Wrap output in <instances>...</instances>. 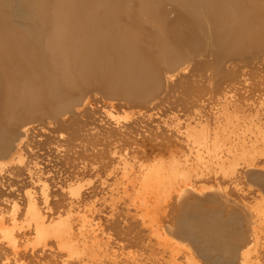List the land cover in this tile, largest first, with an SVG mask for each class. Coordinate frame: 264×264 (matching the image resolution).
Masks as SVG:
<instances>
[{
	"label": "rangeland",
	"instance_id": "374dc122",
	"mask_svg": "<svg viewBox=\"0 0 264 264\" xmlns=\"http://www.w3.org/2000/svg\"><path fill=\"white\" fill-rule=\"evenodd\" d=\"M160 1L137 16L130 0L119 18L143 39L152 64L150 82L132 84L133 94L98 74L56 113L19 116L0 98L2 138L20 141L21 154L0 152V264H264V0L249 26L232 31L245 38L238 45L216 44L207 32L194 37L188 24L198 17ZM177 46L175 65L156 61ZM228 48L240 50L220 54ZM157 160H177L180 172L165 173L167 187L146 208L141 182ZM30 195L46 225L70 216L86 250L70 253L37 232ZM219 227L220 246L207 242Z\"/></svg>",
	"mask_w": 264,
	"mask_h": 264
},
{
	"label": "bare ground",
	"instance_id": "6f19581e",
	"mask_svg": "<svg viewBox=\"0 0 264 264\" xmlns=\"http://www.w3.org/2000/svg\"><path fill=\"white\" fill-rule=\"evenodd\" d=\"M134 1L137 2V16L149 13L152 6L161 3L160 0ZM171 1L179 8L185 9L187 14L198 17L195 22L188 24L189 32L191 30L194 37L207 32L208 36L214 37L216 44L225 42L238 45L245 41V38H240L239 34L232 31L235 28L238 30L239 27L243 29L245 25L249 26L255 18L254 9L259 6L260 0ZM129 2L130 0H0V98L6 101L7 106L10 104L13 112L19 116L56 113L72 104L74 98L71 92L78 84L82 85L90 80L89 76L110 74L116 85L115 91L124 93L123 95H129L128 92L133 94L132 84L140 82L144 86L150 82L152 64L144 58L148 48L143 44V39H139L138 33L118 24L121 12L129 6ZM202 15L207 23L205 30L201 25ZM193 36L191 35V38L196 39ZM233 49H222L220 54H237L240 50ZM180 51L181 47L177 46L175 51L163 54L156 61H165L168 66L175 65L183 56ZM26 133L27 129L24 131L25 135ZM2 135L3 132H0L1 154L21 156L20 141L13 145L10 140L2 138ZM203 140L205 148H208L205 138ZM164 161L157 160L143 175L140 191L146 208L167 187L169 181L165 173L169 171L167 175L174 177L180 172L177 160L171 167ZM79 188L76 186L71 191L76 192L78 196ZM43 189L44 192L45 186ZM44 194L47 199V194ZM29 197L28 214L35 220L37 232L52 233L58 243L70 253L80 252L82 246L84 249L87 247L86 237L81 231L74 229L70 216L52 225H46V216L39 210L32 195ZM258 213L259 218H264V207L260 208ZM210 217L212 215L206 218ZM213 217L209 219L211 222L216 220H213ZM203 223L202 221L199 224V228L208 229L209 226ZM220 227L219 230L216 228L218 231L214 235L207 238V242L220 246L219 242L223 239ZM252 229L251 236L256 245L260 236L258 237L256 227ZM6 231L12 246L17 247L15 237L9 234V230ZM195 232L188 231L196 239L198 235ZM199 239L201 238L198 237ZM248 254L249 251H246L243 256Z\"/></svg>",
	"mask_w": 264,
	"mask_h": 264
}]
</instances>
